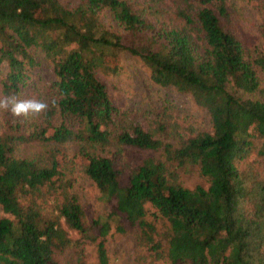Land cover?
<instances>
[{
  "label": "trees",
  "instance_id": "1",
  "mask_svg": "<svg viewBox=\"0 0 264 264\" xmlns=\"http://www.w3.org/2000/svg\"><path fill=\"white\" fill-rule=\"evenodd\" d=\"M121 58L211 129L122 114L98 78ZM0 95L49 104L0 111V264H112L113 235L151 264H264V0H0Z\"/></svg>",
  "mask_w": 264,
  "mask_h": 264
},
{
  "label": "rangeland",
  "instance_id": "2",
  "mask_svg": "<svg viewBox=\"0 0 264 264\" xmlns=\"http://www.w3.org/2000/svg\"><path fill=\"white\" fill-rule=\"evenodd\" d=\"M261 22L262 16L259 11L245 7L243 23L248 31L255 34ZM110 24L108 23V26ZM35 72V76L39 75L45 83L52 78V73L47 67ZM98 78L106 86L113 105L139 124L145 125L148 119L167 114L186 128L190 127L197 131L211 129L206 111L197 107L189 95L152 83L149 71L140 61L121 58L117 73L108 76L98 74ZM84 191L90 217L107 212V207L97 202L93 187L85 185ZM107 251L112 264H151L146 250L135 243L132 235L110 236Z\"/></svg>",
  "mask_w": 264,
  "mask_h": 264
},
{
  "label": "clouds",
  "instance_id": "3",
  "mask_svg": "<svg viewBox=\"0 0 264 264\" xmlns=\"http://www.w3.org/2000/svg\"><path fill=\"white\" fill-rule=\"evenodd\" d=\"M48 108L47 102L35 97L18 99L16 95H0V111L10 113L15 118L36 117Z\"/></svg>",
  "mask_w": 264,
  "mask_h": 264
}]
</instances>
